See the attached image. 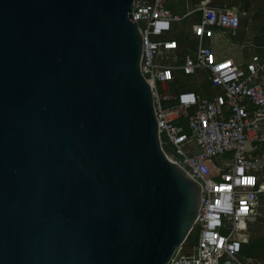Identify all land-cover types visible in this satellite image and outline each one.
Segmentation results:
<instances>
[{
	"label": "water",
	"instance_id": "95a60500",
	"mask_svg": "<svg viewBox=\"0 0 264 264\" xmlns=\"http://www.w3.org/2000/svg\"><path fill=\"white\" fill-rule=\"evenodd\" d=\"M134 2L0 0V264H166L191 233Z\"/></svg>",
	"mask_w": 264,
	"mask_h": 264
},
{
	"label": "built area",
	"instance_id": "2783aa9c",
	"mask_svg": "<svg viewBox=\"0 0 264 264\" xmlns=\"http://www.w3.org/2000/svg\"><path fill=\"white\" fill-rule=\"evenodd\" d=\"M191 1L135 0L132 9L142 36L140 71L151 90L161 147L201 191L191 231L197 238L191 245L185 241L166 264H249L250 259L241 260L242 247L250 226L264 218V159L258 155L264 58L233 57L219 46L222 39L233 45L244 12L208 0L183 13L170 9ZM181 31L194 39L192 50L187 41H177ZM179 74L218 93L208 99L194 90L175 91Z\"/></svg>",
	"mask_w": 264,
	"mask_h": 264
},
{
	"label": "trees",
	"instance_id": "16d2710c",
	"mask_svg": "<svg viewBox=\"0 0 264 264\" xmlns=\"http://www.w3.org/2000/svg\"><path fill=\"white\" fill-rule=\"evenodd\" d=\"M227 3V4H226ZM222 4H226L227 7L236 8L239 6L241 12H245L246 14L250 12L252 9L254 12V29L256 31V36H254V43L260 47L264 48V0H222ZM237 9V8H236ZM247 20H241V28L247 26ZM176 39L178 42L182 43L184 40L188 39V35L186 36L183 32H179L176 35ZM264 218H260L249 228L248 241L243 244L241 251V260L245 262V260H255L262 258L264 255V233L258 235H252L254 226L257 224L264 225ZM256 232V231H255ZM196 234H189L186 239L188 244H193L196 240Z\"/></svg>",
	"mask_w": 264,
	"mask_h": 264
},
{
	"label": "rangeland",
	"instance_id": "374dc122",
	"mask_svg": "<svg viewBox=\"0 0 264 264\" xmlns=\"http://www.w3.org/2000/svg\"><path fill=\"white\" fill-rule=\"evenodd\" d=\"M226 4H223V5L227 6ZM181 5H182V3H179L177 5V7H180ZM236 8H237V10H240L239 6H237ZM180 11L181 12L184 11L183 5H182V8L180 9ZM253 17H254V12L252 9L250 10L249 14L247 13V15L243 16L242 22L247 20L248 24L246 27L241 28L240 35H239L240 37L236 40H233V44H235V45L246 44L247 48H250L251 52H256V53H259L261 56H264V55H262V54H264L262 52V51H264V49L258 47L253 41L254 36H256V31L254 29L255 23H254ZM181 27L186 28V26L184 24H182ZM181 32L185 33L184 31H181ZM188 34H189V32H188ZM222 40L223 41L220 43L219 46H221L222 50L225 52V51H227L226 50L227 47L230 48L232 46H231L230 41H227L226 39H222ZM187 45H194V44H192L191 41H188ZM180 81H181V88H184L187 86L188 82L193 81V78L181 76ZM262 138H263V141L258 143V147H259L258 155L263 157V159H264V128L262 130ZM262 220H264V219H262ZM254 227H255L253 229L254 233L252 235H258V234L264 233V225L257 224V226H254ZM191 234H193V236H194V234H195L194 230ZM248 234H249V231H248ZM261 261H264V255L262 258L251 260L250 261L251 263H249V264H256V262H258L257 264H259Z\"/></svg>",
	"mask_w": 264,
	"mask_h": 264
},
{
	"label": "crops",
	"instance_id": "0c3cea01",
	"mask_svg": "<svg viewBox=\"0 0 264 264\" xmlns=\"http://www.w3.org/2000/svg\"><path fill=\"white\" fill-rule=\"evenodd\" d=\"M147 1H150V0H147ZM198 0H193L190 2V4L188 5H185V4H182L183 5V8H184V11L186 10V6H192L194 5ZM210 2L211 5L213 6H219V7H223L224 5L222 4V0H208ZM224 1V0H223ZM178 4H170V9L174 12V13H183L180 11V9L182 8V5L180 7H177ZM239 12H241L239 10ZM245 13V12H244ZM245 15H247L245 13ZM243 19V17H242ZM241 31V29H240ZM240 31H239V34H238V38L240 37ZM186 36L188 35V39H186L187 43L188 41H191L192 44H194V39L192 38L191 34L188 32H185L184 33ZM237 38V39H238ZM236 40V39H235ZM232 47H230L229 49V53L228 55L230 56H233V57H238L240 58L242 55L245 56V60L246 59H249V57L253 54H257L259 56H261L259 53H256V52H251L250 51V48H247V45L246 44H241V45H231ZM194 47V45H188V48L189 50H192ZM243 47V48H242ZM264 49V48H263ZM264 53V51H262ZM264 55V54H262ZM262 58H264V56H261ZM183 76V75H178V81H177V86L176 88L174 89L175 91H178V90H194L196 92H198L199 94H201L203 97L205 98H212L216 93H218V90L213 88V87H210L208 84L206 83H202L197 80L195 77H192L193 78V81L191 82H188L187 86L184 87V88H181V81H180V77ZM186 77V76H184ZM264 128V126H263Z\"/></svg>",
	"mask_w": 264,
	"mask_h": 264
},
{
	"label": "snow or ice",
	"instance_id": "6c2138e0",
	"mask_svg": "<svg viewBox=\"0 0 264 264\" xmlns=\"http://www.w3.org/2000/svg\"><path fill=\"white\" fill-rule=\"evenodd\" d=\"M249 183L251 182V181H248ZM246 210V209H245Z\"/></svg>",
	"mask_w": 264,
	"mask_h": 264
}]
</instances>
